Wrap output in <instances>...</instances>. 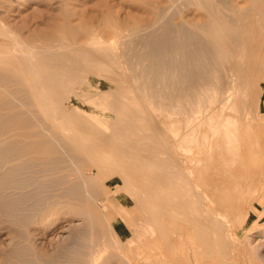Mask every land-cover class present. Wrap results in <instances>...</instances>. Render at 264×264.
<instances>
[{"label":"rangeland","instance_id":"obj_1","mask_svg":"<svg viewBox=\"0 0 264 264\" xmlns=\"http://www.w3.org/2000/svg\"><path fill=\"white\" fill-rule=\"evenodd\" d=\"M143 1H145V0H143ZM143 1L142 0H0V25L4 29H8V31H10L11 33L18 35L21 38V40H23V41L27 40V41H25V43H28V45L31 44L32 46L34 45V47H38V46L39 47H41V46L45 47V46H47L46 45V42H47L48 46L49 45L53 46L54 44H56V47L59 48L58 45L59 46H60V44L62 45V43H58L59 37L64 39L65 42L66 41L72 42V39H73L74 42L77 41V43H78V41L79 42L82 41V43H84L86 40H88V34L86 33V29L93 30V33H95L96 39L99 40L101 37V40L103 42L102 43L103 48H106V46H107V48L112 49V47H113L112 51L110 50V52H116L117 51V54L119 53V55H117V54L115 55L116 57H118L116 59L113 55L111 56L110 54H109V57L107 56V59L105 57H104L105 59L104 58L102 59V57H101V59H100L101 62H99L100 67L98 66L99 69L91 67V65L88 62H86V60H82V61H85V63L83 62L85 64V66L81 60L80 61L82 64H79L80 61H79V63H77L79 73H80V80L78 81V83H76L77 80H75L74 84L71 83L72 85H68V86H65L63 88L65 95H63L61 106L64 109V111L66 112V114L69 118V121L72 119L70 122H72V124H74V125L77 124L78 127L82 126L84 124V122H88V121L93 122L96 125L98 124L100 127H102V130L108 131V127H107L108 123H105L106 120L111 121V119L117 117V115L118 116L120 115L121 119H123L122 117L124 115H127V118H128V117H130V116H128V113L131 114L134 111H136L137 109L138 110L143 109V111H139V112H141V114H139L138 111H136L138 114H136L135 112H134L135 114L134 113L133 114H134V116L135 115L138 116V118L140 115H142V116H140V118L143 117L142 118L143 120L145 118V120L142 121V123L145 122L143 124L145 129L146 128L150 129V130H146L147 132H149V133H147V136L151 135L152 133L154 134V135L152 134V136H155V140L152 136L151 137L149 136V138L147 137L148 140L150 141V143L154 144V147H153V145H151L154 148V150H158L159 148L161 149L160 146H162L164 148L163 150L161 149L163 152L169 151L170 148L172 149L169 151V152L172 151L170 154H169V152H167V154H160V156L167 159L169 161V163L172 161L173 165H175L176 163L178 164V165H175V167H174L171 164L172 162L170 163L172 165V167H174V169L172 168L173 172L175 169L177 170V172L175 171L174 173L170 172V173H173V175H175L174 178L180 176V173L183 174L184 176L189 175V177L187 176L188 179L192 178L193 176L194 177L197 176L196 175L197 173H199L200 175H201V173H203L202 175H204V176L198 175L200 177H197V178L193 177L194 179L192 178V181H194V182H195V180H198V179H201V181H202V178H205V176L206 177L209 176V175H206V174H208V172L206 173L205 169L203 168V165L206 163L205 162L206 161L205 156L202 157V159H201V156L205 155V152L200 151L199 153H196L195 150L193 149L194 152L191 151V154H190V152H188L189 148L191 147L188 144L190 142L187 141L188 143H184L183 141H180V137H178V139H177V136L176 137H174L175 135L172 136L173 132H171L172 131L171 127L173 128L174 131L178 130V132L180 134H181V132H184L185 131L184 129H186V126H187V123L184 122V119H186L184 117L189 115L188 110L183 108L185 105L183 102L184 100L181 101V97H180L181 92H182L181 89L183 88V86L180 84V82L182 80L180 78V76H181L180 71L181 70L179 69L180 70L179 71L176 67V63H178V60L180 59V55L178 56V54H180V53L179 52L175 53V52H177L176 50L175 51L171 50L174 53L171 54V52H170V55H172V56L174 55L175 58L170 56L169 52H168V55H167V52H163L165 54H160L161 60L160 59L159 60L161 62L162 61L166 62L168 57L174 58L173 59L174 61L178 59L177 62L175 63V65H173V68L170 70V72L173 71L174 73L173 72L169 73L167 71L168 69L164 68L165 66H162L163 63L158 64L159 67L157 69H160L161 71H162V68H163V70L165 69L164 72L169 73L168 75L164 72H160V70H158L159 73H157L156 69L151 68V65L154 64V62H155V57L159 58V56L152 55V51H154L153 50L154 48L152 45L157 40L158 36L159 35L162 36L161 34H164V33L167 34L168 33L167 35L170 38L172 37L173 39H175L176 37H179L178 32H179L180 27L184 28L185 26L189 25L190 22L192 23L193 20H196L195 18L198 17L199 13H198V10L196 9V8H198V6H194L192 0H182V1L175 0V1H173L175 4L172 3V1H170V0H168V1L167 0H156V1L152 0L154 2L150 1L151 4H149V2H148L149 0H146L148 3L145 1L144 2L145 4L143 3ZM152 4H153V6H152ZM159 5H160V9H159ZM161 6H162V8H161ZM157 9L159 10V12ZM161 9H162V11H161ZM194 10H197V11L194 12ZM165 11H167V12H165ZM156 15H158V16H156ZM154 18H157V19H154ZM261 18L259 17L255 20L251 19V20H253L252 23L254 24V28L255 29L257 28L256 32L254 30V33L256 35H260V36H258V39H257L258 46L255 48L256 50H254V52H255L254 54H256L257 51H258V53L256 55V58L253 57L252 59H253V61H255V63L258 66H261V69H260V71H258V73L253 72L254 75L252 74L251 75L252 77L250 79L247 80V78H245L247 81L244 79L245 83L243 80V82H241L242 85L240 84L241 86L238 87L239 92L236 91L238 93L236 95L237 98L235 97V99L239 100V102L236 101V104L238 105L241 102V104H239L241 106H239V107L242 108V109L241 108L238 109L237 112H239V110L240 111L243 110V111L239 112L240 113V114L238 113L239 115L236 114L238 116H236V115H235L236 117L234 116V119L236 118L235 120H237V119L239 120V121L237 120V126L239 129L238 130L239 136H237L235 138V139H237L238 144L235 142L234 138H232L234 143L232 144V141H230V143H229V145L231 147H232V145L237 147L238 145H242V144L243 145L247 144L249 146L248 154L245 157V162L247 165V169H246L247 171L245 173H243V175L241 176L243 178V183L242 184H236V186L233 190L235 203L237 204L236 207L232 211H230L226 217L220 219V221H222L223 223L228 222L227 224H229V223L231 224L228 226H230V229H231L233 236L237 237L239 242H240V244L237 246H240L239 248H241L242 249L241 251H243V252H240L238 257H235V254L233 255L232 253H231V255H228L227 252L225 254L226 255V257H225L224 255H221L220 253H218L216 248H215V250L213 248L210 251L205 250V249L203 250V246H201L202 245L201 240H199V238H197L195 235L196 231H197V228L195 226H197V225L194 224L195 223L194 218H196V220H197L199 217H201L200 219H202V220H200V222L206 220L207 217H205L204 214L207 216L208 212L206 209L208 208L207 207L208 205H207V202L204 203L205 201L202 202L201 204H199L200 202H197V205L201 208L198 210V206H196L197 208H195V209H197L199 211L200 216L198 215L197 210L192 209V208L188 209L187 208L188 205L185 206L189 210L188 212H191V215L196 214L199 217H197L196 215H193L191 217L190 213L187 214V209L184 210L181 206H177V207L173 206L175 209H179L180 212H178V210L176 211L175 209H173L172 206L171 207L169 206L167 208L166 207H162V208L159 207V209H161L162 211L165 210L164 216L166 217V218L163 217L165 219L162 220L163 222L161 223L162 224L161 226L164 227L163 231H165V235H166L168 240H162L157 235L158 234V227H157V224H155L153 221H150L151 223L150 222H142V224L140 225V221L138 219L141 216V212H139L137 210V207L135 206V202L133 199L135 197L134 193L133 194L129 193V192L125 191L123 188H120V186L118 185L119 178L117 177V175L114 173L113 170H111V172L105 171L99 175L96 172V168H92L93 172L90 173L89 169H88L89 159L87 161L81 157L79 159L80 160L79 161L77 158L79 155L76 156L75 158H73L69 155L71 153L67 154V158L70 156V160L75 162V163L73 164V162H70L69 159H65V160H68V162L67 161L64 162V159H63V161L59 162V165H60V167L65 166L64 167L65 169L66 168L69 169L71 167L70 169L73 170V172H74V174H76V176H73L71 174V170H70V174L72 176L69 175V170H68V172L66 171L68 174L67 176H69V178L68 177L67 178L70 179V180H68V182L74 181L71 184L75 183V185H77V186H79V184H80L81 186H79V187H80L81 191L79 190V192L82 193L81 194L78 192L77 193L78 195H76V196L72 195L73 197H71V196H68L67 194H61V193H64L63 188L65 187V184H62L64 187L61 184H60L61 187L57 184V183H59V178H58L59 176L58 175L61 174L60 173L61 170L55 168L56 171L58 170L57 171L58 175H57V172L55 170H53V168L51 169V166L48 165L47 167H50V168L46 167V169H45V167H44L45 165L43 163L40 164V161L37 162L36 165H34L36 160L32 159L29 155H27L28 158H26V160H25V159H23V156L24 157H27V156L25 154H23L22 157L21 156L19 157V159L16 158L17 161H14L13 163H15L14 165H16V162H18V160H19V163H17V165L21 164L20 165L21 167H19L17 165L16 166L18 168L22 169V167H23L22 161H25L24 167L26 169L25 168L23 170L17 169V170H15V172L13 171L14 173H17V175H15V174L10 175L9 174L10 176L14 175L15 178L13 176L12 177L9 176L10 177L9 178L8 174H7V171L11 168L8 166L11 162H8L9 164L7 163L4 166L1 164L3 167L2 169L0 167V173H1L0 176L3 179V181H2V179L0 178V184L3 183L0 185V190H1L0 193L2 194V195L0 194V200H1L0 201V203H1L0 204V264H68V263L72 264L71 262H73L74 260L76 261V262H74L76 264L77 260H78L77 258H79V260H78L80 262L79 264H235V263L236 264H246L247 256L250 257V255L254 258L253 259L251 257L255 261V263H258V260L260 259L261 263L264 264V56H262V58H261V53H262L261 51L264 50V44H262V43H264V41H260V40L264 39V36H262V35H264V32H260V28H258L260 26L257 27V25L262 24L261 20H264ZM152 20H154V21L152 22ZM259 21H261V23H259ZM108 22H109V24H108ZM112 22H113V24H114V22H115V24H117L116 25L117 28L119 27L118 25H120L121 28H118L117 31L119 32L120 35L123 34L122 37L113 36V35H116L114 33H113V35H112V33L110 34V32H109L110 30H108V27L110 26V24L113 25ZM118 22L120 24H118ZM106 23L108 24V26ZM180 24L183 25V27L180 26ZM135 25H136V27H134ZM154 25H156V26H154ZM170 26H172V27L170 28ZM262 27H264V25L261 26V29H264ZM137 29H139L140 31ZM120 31H122V32L124 31L125 34H124V32L120 33ZM144 31H146V32H144ZM175 31H176V34H175ZM153 32H156V33L154 34ZM257 32H259V33L257 34ZM1 36L2 35H0V39H1L0 45L5 44L9 48H11L10 45L7 44V41H8L7 38L3 39L5 36H3L2 38H1ZM64 36L66 39L64 38ZM145 38H146V40H145ZM256 38H257V36H256ZM2 40H7V41L4 42ZM28 40H30V41H28ZM56 40H57V42H56ZM101 40H99V41H101ZM108 40H109V42H108ZM64 41L62 40V42H64ZM69 42L67 44H65V43L64 44L70 45L71 43H69ZM134 42H135V44H134ZM104 43L106 46H104ZM3 45L1 47H3ZM110 45H111V47H109ZM125 45H127V47ZM191 46L193 47L192 44H191ZM53 47L56 48L55 45ZM129 47H132V48H129ZM260 47H261V49H260ZM4 48H5V46H4ZM4 48H0V49H2V51H5ZM9 48H7L6 51ZM115 48H116V50H115ZM59 49H61V48H59ZM9 50L11 51L12 48ZM120 50L121 51L123 50L124 52L123 51L120 52ZM131 50L134 54L131 52ZM141 51L142 52L144 51V52L142 53ZM138 53H140V54H138ZM149 54H151V55H149ZM153 54H154V52H153ZM140 55H142V56H140ZM161 55H163L164 57H166V55H167L168 57H166V59H165ZM176 55L178 58L176 57ZM262 55H264V53H262ZM110 56L112 57V59H110ZM121 56H122V58H121ZM158 58H156V60H158ZM163 58L165 60H163ZM108 61H110V62H108ZM112 61H113V64H112ZM122 61H124L126 63V65ZM259 61H260V64H259ZM105 62H108V63L105 64ZM122 63H123V65H122ZM86 64H88V65H86ZM103 64H105L106 66ZM79 65H83L82 67H84V68H82ZM102 65L106 68H104ZM115 65L118 66V68ZM119 65L121 67H119ZM111 66L113 68L115 66L116 68L113 69ZM177 66H178V64H177ZM101 68H103V69H101ZM147 68H150L153 71L154 70L155 71L153 72ZM83 69H85L86 73H85V71H83ZM94 69H95V71H94ZM108 69H111L112 71L108 70ZM116 69H118L117 70L118 73H114L116 71ZM175 69L178 70L179 72L176 71ZM122 71H124V72H122ZM145 72L147 74H145ZM83 73H84V76H83ZM109 73H111V75H109ZM112 73H114L115 76ZM160 73H162V74H160ZM86 74H87V76H86ZM154 74L160 80L159 79L157 80V78H155ZM165 74H166V76H165ZM171 74H173L174 77L170 76ZM176 74H180L179 78L177 77L178 75H176ZM81 76L83 77V79ZM85 76L87 79L85 78ZM107 76H109V77H107ZM118 76H120V78ZM124 76H125V78L123 79ZM169 76L171 77L170 79H172L173 83H171V80L168 79ZM152 77H154V78H152ZM109 78L110 79L112 78V80H110ZM151 79H154L155 81H157V82L160 81V82L159 83L155 82L156 84H153ZM161 80H162V82H161ZM118 81H120V82H118ZM149 81L151 82V84H153V86L156 85V86H154L156 88V89L154 88L156 91L151 87L152 85L151 86L149 85L150 87H148V84H146V83H149ZM143 82H145V83H143ZM247 82H249V83H247ZM166 83H168V85ZM246 83L248 85H245L246 87H244L243 84H246ZM252 83H253V85L251 86ZM139 84L140 85L142 84V85L140 86ZM163 84H165L166 86H164ZM171 85H173V86L171 87ZM160 86L162 89L160 88ZM180 86H182V88ZM168 87H170V88L168 89ZM173 87H176V88H173ZM147 89H149L150 91ZM151 89H153V91ZM166 89L167 90L173 89L172 94L171 93L168 94L169 91H167ZM116 90L119 91V93L120 92L121 93L119 94ZM127 90H128V92H127ZM174 90H175V92H174ZM180 90H181V92H180ZM114 91H116L117 93ZM160 91H162V93ZM70 92H72V93L70 94ZM153 92H155V93H153ZM163 93H165V94H163ZM122 94H124V95H122ZM149 94L151 96H149ZM159 94H161V96ZM211 94H212V92H210V95ZM167 95H169V96H167ZM117 96L118 97L124 96L125 98H126V96L127 97L129 96V98H133L134 100L128 98V100L130 101L129 102V101H127V98H126L125 100L127 102L124 101L125 102L124 107H127V108H124L125 109L124 110L120 106H117V105L112 106V104H114L116 100H122V97L118 98ZM170 96L172 97L171 101H170ZM113 99H116V100H113ZM243 99H245V101ZM134 101H135V103H134ZM136 101H138V102H136ZM242 101H244L245 103H248V104L246 105ZM131 102H132V104H131ZM158 104H159V106H157ZM236 104H235V106L237 108L238 106ZM242 104H243L244 108H243ZM107 105L111 106L112 109H111V107H109ZM139 105H141L142 107ZM248 105H249V107H248ZM138 107L139 108L141 107L142 109L141 108L139 109ZM171 107H172V109H171ZM129 109L132 111L134 109L135 110L130 113ZM111 110H113V111H111ZM160 110H162V111H160ZM183 110H185V111H183ZM186 111H187L188 115H186L187 114V113H185ZM181 112H184V114L186 116L181 115L182 114ZM125 113H127V114H125ZM174 113H176V114H174ZM178 113L182 117H180V115ZM149 114H150V116H149ZM159 114L161 115L160 118H159ZM81 116H82V118H81ZM134 116H133V118H137ZM151 116H152V118H151ZM130 118L132 119V120L131 119L130 120L133 121L132 116ZM140 118L138 120L134 119L135 122L137 121L136 123L133 121V123H135L136 125H134L132 123V126H133L132 127V133H134V135L133 134L132 135L137 137L141 133V135L139 137H141L142 139L141 140L139 139V140L141 142H143V141L146 142L147 138L143 136L144 135L143 131H139V134L137 133V131L140 130V128H142ZM157 118H159V119H157ZM164 118H165V120H164ZM168 118H170V122H167V121H169ZM103 119H105V120H103ZM124 119H126V116ZM182 120H183L184 124H183V122H181ZM138 121L140 122V126H137V124L139 123ZM146 122L148 123V125ZM151 122H152L153 126L156 128L151 126L152 125V124H150ZM67 123H69V122H66V124ZM174 124L177 126H175ZM63 125H64V123H63ZM68 125L70 126L71 124L64 125V127L68 126ZM60 127L62 129V126H60ZM151 127H152V129H151ZM133 129H135V131ZM145 129H142V130H145ZM62 130H64V129H62ZM158 130H160V131H158ZM64 131L66 132V130H64ZM152 131H155V132H152ZM135 132L137 133V135H135ZM132 135L130 136V138H136V137H133ZM139 137H137V138H139ZM168 137H169V139H168ZM143 138H146V139H143ZM174 139H175V141H174ZM148 140H147V142L149 144ZM166 140H168L169 144H167L168 142ZM154 141H155V143H154ZM178 141L181 143L180 144L181 146H183V144H185L182 149L179 147L180 145L178 144ZM258 141L260 142L259 144H258ZM139 142L137 143L138 145L136 144L139 148H141L140 146H142V145L144 146V144L147 143V142L146 143L143 142L142 144H140L141 142L140 143ZM156 143H158L159 148H158ZM175 143H176V145H175ZM148 144H147V146H148ZM155 144L157 147L155 146ZM161 144H163L165 146L169 145V150H166L165 149L166 147L161 145ZM171 144H173V146L174 145L175 146L170 147ZM186 144H188L190 147L188 145L186 146ZM151 146L148 148L145 145L144 147L148 148L149 150L146 148L145 149L148 150V152L152 153V151H154V150L151 149L152 148ZM187 147H189L188 150H186ZM191 148H193V146ZM65 152L67 153L68 151H65ZM173 152L175 153L174 156H173V154H174ZM187 152L190 155L188 158H187V156H188ZM171 154H172V157L175 158V156H176L177 158L172 160L173 158L168 156V155L171 156ZM74 156H75V153H74ZM29 157H30V159H32L31 161L29 160ZM89 157L91 159H95L97 162L99 161L100 163L105 164V159L103 157H98V155L95 153L90 154ZM20 158H22V159H20ZM195 158L198 160V162ZM231 158H232V155L228 156L229 160ZM233 158H235V160H234L235 163L238 162L237 160L240 159L238 155H235V157L233 155ZM233 158L231 159L232 160V163H231L232 168L235 165L239 164V162H238V164L237 163L235 164L233 162ZM236 158H239V159L236 160ZM27 159L31 163H29ZM76 159L79 161L78 164H76L77 163ZM182 159L184 161H182ZM20 160L22 163L20 162ZM33 160H35L34 163H32ZM74 160H76V161H74ZM161 160H163V159L161 157H159L158 162L156 160V162L158 163L157 164L154 160H153L154 161L153 162L151 159V161H150L152 163L151 166H149L150 163H146V162L145 163L151 169H155L156 166L160 165ZM186 160H188V161H186ZM201 160H203V162ZM200 161L202 162V164H200L201 163ZM62 162L69 163L71 166L69 167L68 166L69 164L66 165ZM186 162H189V163L187 164ZM13 163L10 166H12ZM28 163H29V165H28ZM60 163H62V165ZM153 163H154V167H153ZM183 163H186L185 167H184ZM30 164H33V165H30ZM170 164H168L169 167L165 165L166 167H164L165 168L164 172H168L166 169H168V170L170 169ZM27 165L30 168H27ZM179 165H180V167H177ZM190 165H192V166H190ZM7 166L9 169L6 168ZM31 166L32 167L36 166V167L31 168ZM41 166H43V167H41ZM4 167L6 168L7 171L5 170ZM17 167H15V168L12 167V168L16 169ZM187 167H188V169H187ZM191 167L194 169L190 171V169H192ZM199 167L203 168V172H202V170L199 169ZM36 168L40 172L41 171L42 172L40 173ZM178 168L181 169V172H178L180 170ZM30 169H32V170L30 171ZM49 169L53 170L50 172V176L48 174H45L47 172L49 173V171H50ZM185 169H187V171ZM35 170H36V172H35ZM16 171H18L19 173ZM54 171L56 172L55 173L56 175L51 174ZM38 172H39V174H38ZM27 173H28V175H27ZM6 174H7V177L6 176H5V178L2 177ZM40 174H43L44 176L47 175V177H44V176L42 177V175L40 176ZM52 175H54V179H51V178H53ZM56 176H58V177H56ZM55 177L58 178V180L55 179ZM75 177L78 178V179L77 178L76 179L79 182V184H78V182L77 183L75 182V180H76ZM6 178H9V179L12 178V179L10 181L9 179H6ZM174 178L172 181V187H170L168 189L169 192L167 191V189H165L167 191L165 193H167V194H165L163 192V194L160 195V193H161L160 191H165L164 189L163 190L162 189L161 190H154L155 192L154 191H153L154 193L152 192L151 198L149 197L150 200H152V199L156 200L155 197L157 198V196L159 197L162 195H164V196L169 195V196H171V198L173 197L172 199L174 200L173 201L174 203L176 201L179 202V200L181 199L180 195L182 193V192L180 193V191H182L183 188L184 189L190 188L191 190L193 189L191 184H190V186L186 185L180 190V188H178V187H180L179 186L180 184L177 186L178 183L175 184L176 179H174ZM178 178H177V182L179 180ZM116 179H118V180H116ZM4 180H6V181H4ZM17 180H20L22 184L20 183V181L17 183ZM54 180H55V182H54ZM190 181H191V179H190ZM201 181L196 182V183H198L200 188L203 187V184ZM70 182H69V184H70ZM12 183H14V184H12ZM119 183H121V180L119 181ZM148 183H149V186L153 185V182L151 183V181H148ZM4 184H6V185L9 184L7 186L8 188ZM10 184H11V187H10ZM42 185H45V186H42ZM49 185H50V187H49ZM66 185H68V184H66ZM173 185L176 186V187H174V188H176V190H177V188H178V190H180L179 191L180 195H179V193H176V190H174ZM23 186H25V187H23ZM2 188L6 189L5 190L6 194ZM12 188L13 189L16 188V189L13 190ZM10 189H12L13 191H11ZM143 189H145V188H143ZM170 189L172 190L173 193H170V191H171ZM2 190H3V193L5 194V196L8 195V197L11 196V198L10 197L9 198L4 197ZM202 190H203V188H202ZM143 191L141 190L140 193H142ZM7 192H9V193H7ZM10 192H11V194H10ZM191 192L193 193V194H191V196H195V195L198 196L200 194V192L197 189H193V191H191ZM98 193H100L101 195H99ZM189 193H188V197H190ZM172 194H174L176 197L179 196L180 199H178V198L174 199L175 196H173ZM177 194H178V196H177ZM141 195H143V193ZM1 197H3L4 200L1 199ZM51 197H52V199H51ZM18 199H20V200L18 201ZM153 200H152V202H153ZM237 200H238V203H237ZM8 201L9 202L11 201V202L9 203ZM51 201L52 202L54 201L53 202L54 204L53 203L51 204ZM48 202H49V204H48ZM4 203L6 206H8L7 208H6V206L4 207ZM46 205H48V206H46ZM120 205H122V206H120ZM178 207H181L183 209V211H185V212H183L181 210V208H178ZM188 207H190V206H188ZM47 208H49V209H47ZM168 208H170V209L172 208L171 209L172 213H173V210H174V212L176 211L175 215L171 213L172 216L171 215L169 216L171 210H167ZM123 210H124V212L127 211L128 214H125L123 212ZM192 210H195V212H197V213H193L194 211H192ZM200 210H202V211H200ZM168 212H169V214H168ZM177 213H179L178 217H177ZM183 213L185 214V216L188 215L189 218H191V220L193 219L192 222H191V220H189V221L186 220L187 216L184 217L185 218L184 219L182 217L184 215ZM189 218L187 217V219H189ZM130 220H132V221H130ZM134 220H136V221L133 222ZM137 220L139 222H137ZM124 221H126V222H124ZM187 222L189 224H187ZM122 223H123V226L118 228ZM125 223H127L128 225L127 224L125 225ZM190 223L193 226H191ZM67 225H69L68 226L69 228L66 227ZM187 225L190 227H188ZM108 226H110L111 228L109 227L110 229H108ZM129 226H131V227L129 228ZM192 227L193 228L195 227V228L193 229ZM66 229H68V230L65 231ZM107 229H108V231L109 230L110 231L108 232ZM179 229H181V230H179ZM193 231L195 232V234H193L194 233ZM168 236H169V238H168ZM197 239L199 240V242ZM170 241L172 242L171 245H170V243H171ZM163 242H165V243L163 244ZM166 242H168V243H166ZM246 243H247V245H246ZM244 246H248L249 251L250 250L251 251L245 252ZM164 247H166V248H164ZM22 249H24V251H22ZM26 250H28V251H26ZM212 250H214L215 252L217 251V253H215ZM19 251L21 254L20 258H19V256H20ZM15 252H17L18 255H16L17 253H15ZM245 253L247 255H245ZM221 256H224V257H221ZM257 256L260 258H258ZM186 257H187V259H186ZM256 258H258V259H256ZM152 259H154L153 262H150V261H152ZM172 260H173V262H172ZM155 261H157V262H155Z\"/></svg>","mask_w":264,"mask_h":264},{"label":"bare ground","instance_id":"obj_2","mask_svg":"<svg viewBox=\"0 0 264 264\" xmlns=\"http://www.w3.org/2000/svg\"><path fill=\"white\" fill-rule=\"evenodd\" d=\"M145 1H143V3ZM150 1H152V0L148 1L149 4H151ZM154 1H156V0H154ZM154 1H152V2H154ZM170 1H172V3H174L173 1H175V0H170ZM180 1H182V0H180ZM192 2L194 4V6H198V8H196L198 10V13H199L198 17L195 18L196 20H193L192 23L190 22V24L185 26L184 28L180 27L179 32H178L179 37H176L175 39H173L172 37L170 38L167 35L168 33L167 34L164 33V34H161L162 36L159 35L157 40L156 41L154 40L155 41L154 43L152 42L153 43L152 46L154 48L153 49L154 51H152V55L159 56V58L155 57V62H154V64H152L153 66L151 65V68L156 69L157 73H159L158 70H160V69H157L159 67L158 64L163 63L164 65L162 64V66H165L164 68L168 69L167 71L169 73L173 72V71L170 72V70L173 68V65H175V63L177 62L178 59L174 61L173 59L175 57H174V55L173 56L170 55V52L172 54V53H174L172 51L176 50L177 52H175V53H178V52L180 53V54H178V56L180 55V59L178 60V63H176L177 69L181 70V71L179 70L181 72L180 78L182 79L181 80L182 83L180 82V84L183 86V88H182V86H180L182 88V89L180 88L182 90V92L180 90V92H181L180 97H181V101L184 100L183 102L185 105L183 108L188 110L189 115H188L187 111L185 113H187L186 115H188V116H186L184 114V112H181L182 113L181 115L186 116V117H184V118H186V119H184V122L187 123V126H186V129H184L185 130L184 132H181V134H180L178 132V130L174 131L172 127H171V130H172L171 132H173L172 136H174V135H175L174 137L177 136V139H178V137H180V141H183L184 143L190 142L188 144L191 147L193 146V148H191L188 144H186V146L188 145L190 147V148L187 147V149H186V150H188V148H189L188 152H190V154H191V151L194 152L193 149L195 150L196 153H199L200 151L205 152V155H203L204 153L202 154L203 156H201V159H202V157L205 156V160H206L205 162L206 163L204 162L205 164L203 165V168L205 169L206 173L208 172V174H206V175H209V176H207V177L205 176V178H202V181H201V179H198V180H195V182L192 181V178L194 177L193 175H192L193 177L190 178L191 181H190V179L187 178V176L189 177V175L184 176L181 173H180V176H178L179 178L178 177L174 178L175 175H173V173L175 171L177 172V170L175 169L173 172V169H174L175 165H178V164L176 163L175 165H173V162L171 161L172 163L171 162L170 163L174 166V167H172V165L169 163V161L167 159L160 156V154H167V152H169L172 149L170 148V150H169V145L165 146V145L161 144V145L166 147L165 148L166 150H169V151L163 152L162 150L164 148L162 146H160L162 149L161 150L158 146V143H156L159 149L154 150V148H153L154 144H151L150 141L148 140L149 136L151 137L153 133L152 134L150 133L151 135L147 136V133H149V132H147L146 130H150V129L149 128L145 129V127L143 125L145 122L142 123V121H144L145 118H144V120L142 119L143 117L140 118V116H142V115L139 116V118L141 119V124H142L141 127L142 128H140V130H138L137 133L139 134V131H143V133H144L143 136L146 138L148 137L147 140L149 141V144H148L147 140H146L147 143L143 141L144 143H146V144H144V146L146 145V147L149 148L151 145H153V147L151 146L152 147L151 149H153L154 151H152V153H150V152H148L149 149L144 147L143 145H142L143 147L140 146L141 148H139L137 146L138 145L137 143L142 139L141 137H139L141 135V133L137 136L139 138H137L136 136H133L134 133H132V127H133L132 123H133L134 119H136V120L139 119L138 116H136V115L134 116V114L135 113L141 114V112H139V111H143V109L141 108L142 107L141 105H139V106H141L140 108L142 110H138V109L136 110V111H138V113L136 111H134L135 109L133 110L135 113L129 109L130 110L129 112L130 113L133 112L134 114L128 113V116H130V117L132 116V118H133V116L137 117V118H133V121H131L132 119L130 117L127 118V115H124L122 117L123 119H121L120 115L119 116L117 115V117L111 119V121L106 120L105 123H108L107 124L108 131L102 130V127H100L98 124L96 125L93 122H89V121H88L89 123L84 122V124L82 126L78 127L77 124L74 125V124H72V122H70L72 119L69 121V118H68L66 112L64 111V109L61 106L63 95H65L63 88L65 86L72 85L71 83L74 84L75 80H77L76 83H78V81L80 80V73H79L77 63H79L80 60L81 61L86 60V62H88L91 65V67L99 69V67H100L99 62H101L100 61L101 57H102V59L104 57L107 59V56L109 57V54H110L111 56L113 55L115 57V59L118 58L115 56L117 54V51L116 52H110V50L112 51L113 47H112V49L107 48L105 43H104V46H106L107 49L103 48V46H102L103 42L101 40V37L99 39L101 41L96 39L95 33H93V30H90V29H86V33L88 34V40H86L84 43H82V41L81 42L78 41V43H77V41L74 42L73 39L70 37L72 39V42L71 41L70 42L68 41V42L71 44L65 45L68 42L66 41L67 42L66 43L64 41V39L59 37L58 43H62V45L61 44H60V46L58 45V47L61 48V49H59L56 47V44H54L56 48L53 47L54 45L48 46L47 42H46L47 46H45V47H43V46L39 47L38 45H37L38 47H34V45L32 46L31 44L28 45V43H25V41H27V40H25V41L21 40V38L18 35L11 33L10 31H8V29H4L0 25V35H2L1 38L3 36H5L3 39L7 38V40L9 42L7 40H2V41H4V42L7 41V44L10 45V47L12 48V50L10 51L9 49H11V48H9L7 45H5V44L3 45L2 43L1 44L3 45V47H1L2 45H0V48H4V46H5V48H4L5 51H2V49H0V165L2 164L4 166L8 162H11L10 164L8 163L9 164L8 166L11 168L9 169L8 166L6 167L9 169L8 171L4 167L5 170L7 171L8 177L11 174L17 175V173H14L15 170H17V169L23 170L25 168L24 167L25 161H22L23 162L22 169L17 167V166L21 167L20 166L21 164L17 165V163H19V160H18V162H16L17 166L14 165L15 163H13V162L17 161V159H19L20 156L22 157L23 154H25L26 156L29 155L32 159L36 160L35 163H34L35 160H33V162H32V163H34V165H36V163L40 161V164L43 163L45 165V166L43 165L45 167V169L49 165V166H51V169L53 168V170H55V171H56L55 168L61 170L60 175H58V172H57L58 170L56 171L57 175L59 176V177L56 176L59 178V183H57V182L56 183L60 187L62 184H65V187L62 185L64 187L63 188L64 193H61V194H67L68 196H71V197H73L74 195L75 196L78 195L77 193L80 190L79 186H81V185L77 181V179H78L77 177H75V179L77 178L75 180V182L76 183L78 182L79 186L75 185V183L71 184L74 181H71V182L69 181L71 185L69 184L68 180H70V179H68L69 176H67L68 170H69V175L72 174L73 176H76V174H74L73 170L70 169L71 165L69 163H64L65 161L68 162V160H65V159L70 160V156L75 158L78 155H79L77 157L78 160L81 157L87 161L89 159L88 169H89L90 173L93 172L92 168H96V172L99 175L105 171L111 172V170H113L114 173L119 178V180L118 179H116V180H118V185L120 186V188H123L125 191H127L129 193H132V194L134 193L135 197L133 199L135 202V206L137 207V210L139 212H141V216H142V217L140 216L139 219L137 218L140 221V225L142 224V222L153 221L155 224H157V227H158V234L157 235L162 240H168V239L165 235V231H163L164 227L161 226L162 225L161 223L163 222L162 220L166 218L164 216L165 210L162 211L161 209H159V207L160 208H162V207L167 208L169 206L170 207L171 206L172 207L173 206L174 207L181 206L184 210L187 208L188 209L189 208L195 209V208H197L196 206H198L197 202H200L199 204H201L202 202L205 201L204 203L207 202V205H208L207 206L208 208L206 209L208 213H207V216L205 214H204V216L207 218L205 221L200 222V220H202V219H200L201 217H199L200 214H199L198 210L201 207L198 206V210L197 209H195V210L198 211L199 216H197L196 214H193V215H196L197 217H199L197 220H196V218L193 217L194 221H195L194 224L197 225L198 227L194 225L197 228V231L195 234V232H194L195 230H194L193 234H195L196 237L199 238V240H201V243H202L201 246H203V250L205 249V250L210 251L211 249L214 248V250H215V248H216L218 253H220L221 255H224L225 257H226V255H225L226 252L228 255H231V253H232L233 255L235 254V257H238L240 252H243V251H241L242 249L239 248L240 246H237L240 244V242H239L237 237L233 236L231 229H230V226H228L231 224L230 223L227 224L228 222L223 223L222 221H220V219L226 217L229 214V212L232 211L236 207L237 204L235 203L233 190H234L236 184H242L243 183V178L241 176L243 175V173H245L247 171L246 170L247 165L245 162V157L248 154L249 146L247 144L246 145L242 144V145H238L237 147L232 145V147H231L229 145V143H230V141H232V144L234 143L232 138H234L235 142L237 143V139H235V138L237 136H239V131H238L239 129L237 126V120L238 119L237 120H235L236 118L234 119V116L236 114L243 111V110H241V111L239 110V112H237L238 109L241 108V107H239V106H241V105H239V104H241V102L237 105L236 101L239 102V100L235 99L237 93L239 92L238 87L242 85L241 82H243V80L245 78H247V80L250 79L252 77L251 75L253 74V72L258 73V71H260V69H261V66H258L255 63V61H253V59H252L253 57L256 58V55L258 53V51H257V53L254 54L255 53L254 50H256L255 48L258 46L257 39H258V36H260V35H256L254 33V30L256 32L257 28L256 29L254 28V24L252 23L253 20H251V19L255 20L259 17L260 18L262 17L261 19H264V0H192ZM153 4H152V6H153ZM161 8H162V6H161ZM159 9H160V5H159ZM197 10H194V12ZM161 11H162V9H161ZM158 12H159V10H158ZM165 12H167V11H165ZM156 16H158V15H156ZM154 19H157V18H154ZM153 21L154 20H152V22ZM261 21H262V24L257 25V27L260 26V27H258V28H260V32H264V29H261V26L264 25V20H261ZM261 21H259V23H261ZM108 24H109V22H108ZM108 24H107V26H108ZM112 24H113V22H112ZM118 24H120V23L118 22ZM113 25L110 24V26H109L110 28L108 27V30H110L109 31L110 34L112 33V35H113V33H114L116 35H113V36L122 37L123 34L120 35L119 32L117 31L118 28H121L120 25H118L119 26L118 28H117V26H116L117 24H115V22ZM154 26H156V25H154ZM180 26L183 27V25H181V24H180ZM134 27H136V25ZM171 27L172 26H170V28ZM262 28H264V27H262ZM137 30H139V29H137ZM121 32L122 31H120V33ZM144 32H146V31H144ZM153 33L155 34L156 32H153ZM258 33L259 32H257V34ZM124 34H125V32H124ZM175 34H176V31H175ZM256 36H257V38H256ZM262 36H264V35H262ZM64 38H65V36H64ZM62 40L64 42H62ZM145 40H146V38H145ZM0 41H1V39H0ZM28 41H30V40H28ZM260 41H264V39H262ZM56 42H57V40H56ZM108 42H109V40H108ZM134 44H135V42H134ZM191 44L193 45V47L191 46ZM262 44H264V43H262ZM125 46L127 47V45H125ZM6 47L9 48L7 51H6V49H7ZM109 47H111V45ZM129 48H132V47H129ZM260 49H261V47H260ZM115 50H116V48H115ZM122 51L120 50V52H122ZM131 52H132V50H131ZM153 52H154V54H153ZM163 52H167V55L169 52V55L174 57V58H170L166 55V57H168L166 62L165 61H164L165 63L163 61L161 62L160 61L161 60L160 54H165ZM261 52L264 53V50H262ZM262 53H261V58H262V56H264V55H262ZM138 54H140V53H138ZM117 55H119V53ZM149 55H151V54H149ZM111 56H110V59H112ZM140 56H142V55H140ZM161 56H163V55H161ZM166 57H164V58L166 59ZM176 57H177V55H176ZM121 58H122V56H121ZM156 58H158V60H156ZM164 58H163V60H165ZM81 61L79 64H82L83 62L85 63V61H82V63H81ZM108 62H110V61H108ZM108 62H105V64ZM122 62H124V61H122ZM105 64H103V65H105ZM112 64H113V61H112ZM124 64L126 65L125 62H124ZM177 64H178V66H177ZM259 64H260V61H259ZM86 65H88V64H86ZM122 65H123V63H122ZM79 66L82 67L83 65H79ZM84 66H85V64H84ZM115 66H114V68L113 67L112 68L113 69H115L116 67L118 68V66H116V67ZM119 67H121V66L119 65ZM82 68H84V67H82ZM104 68H106V67H104ZM101 69H103V68H101ZM111 69H108V70H111ZM147 69H150V68H147ZM152 69H150V70L153 71ZM117 70L118 69H116V71L115 72L113 71V72L118 73ZM164 70L162 68V71L160 70V72H164ZM178 70H176V71H178ZM83 71H85V69H83ZM94 71H95V69H94ZM122 72H124V71H122ZM85 73H86V71H85ZM114 73H112V74H114ZM164 73H166L167 75L169 74L167 72H164ZM145 74H147V73L145 72ZM160 74H162V73H160ZM166 74H165V76H166ZM109 75H111V73H109ZM176 75H178L177 77L179 78L180 74H176ZM83 76H84V73H83ZM86 76H87V74H86ZM86 76H85V78H86ZM114 76H115V74H114ZM154 76H155V74H154ZM170 76L174 77L173 74H171ZM170 76L168 77V79L171 78ZM107 77H109V76H107ZM118 77L120 78V76H118ZM112 78L111 79L109 78V79L112 80ZM124 78H125V76L123 77V79ZM152 78H154V77H152ZM155 78H157V76H155ZM82 79H83V77H82ZM158 79L159 78H157V80ZM151 80H152L153 84L160 82V81L157 82L154 79H151ZM170 80H171V83H173L172 79H170ZM245 80H244V83H245ZM120 81H118V82H120ZM161 82H162V80H161ZM249 82H247V83H249ZM143 83H145V82H143ZM149 83H146V84H148V87H150L152 85L151 87L154 89L155 88L154 86H156V85L153 86V84H151L150 81H149ZM247 83L243 84V86L246 87L245 85H248ZM166 84L168 85V83H166ZM163 85L166 86L165 84H163ZM252 85H253V83L251 84V86ZM172 86L173 85H171V87ZM160 88H161V86H160ZM169 88L170 87H168V89ZM173 88H176V87H173ZM149 89H147V90H149ZM153 89H151V90L153 91ZM172 90L173 89L167 90V91H169L168 94L169 93L172 94V92H173ZM116 91H114V92H116ZM236 91H238V92H236ZM117 92L119 93V91H117ZM127 92H128V90H127ZM160 92L162 93V91H160ZM174 92H175V90H174ZM210 92H212L211 95H210ZM71 93L72 92H70V94ZM153 93H155V92H153ZM124 94H122V95H124ZM163 94H165V93H163ZM159 95L161 96V94H159ZM149 96H151V95L149 94ZM167 96H169V95H167ZM120 97H122V100L113 99L116 101L114 104H112V106L117 105V106L122 107V109L127 108L124 106H125V102L129 101L128 100L129 96L128 97L126 96L127 101L125 100L126 98L124 96H119L118 98H120ZM171 98L172 97L170 96V101H171ZM129 99H133V98H129ZM243 100L245 101V99H243ZM244 101H242V102H244ZM136 102H138V101H136ZM134 103H135V101H134ZM131 104H132V102H131ZM235 104L238 106L237 108H236ZM245 104L247 105L248 103H245ZM107 106H109V105H107ZM157 106H159V104ZM242 106H243V104H242ZM109 107H111V106H109ZM248 107H249V105H248ZM243 108H244V106H243ZM111 109H112V107H111ZM171 109H172V107H171ZM162 110H160V111H162ZM111 111H113V110H111ZM183 111H185V110H183ZM125 114H127V113H125ZM174 114H176V113H174ZM181 115H180V117H182ZM238 115H236V116H238ZM125 116H126V119H124ZM149 116H150V114H149ZM160 116L161 115L159 114V118H160ZM81 118H82V116H81ZM151 118H152V116H151ZM159 118H157V119H159ZM168 119H169V121H167V122H170V118H168ZM103 120H105V119H103ZM164 120H165V118H164ZM66 122H69L67 124H71V125L64 127V125H67ZM181 122H183V120ZM184 122H183V124H184ZM63 123H64V125H63ZM135 123H133V124L136 125ZM150 124H152V122ZM147 125H148V123H147ZM60 126H62V129L66 130V132L64 130H62ZM137 126H140V122L137 124ZM151 126H153V124ZM175 126H177V125H175ZM154 128H156V127H154ZM135 129H133V130L135 131ZM142 129H145V130H142ZM151 129H152V127H151ZM158 131H160V130H158ZM152 132H155V131H152ZM137 133L135 132V135H137ZM131 135L133 137H136V138H130ZM152 137L155 140V136H152ZM146 138H143V139H146ZM168 139H169V137H168ZM175 139H174V141H175ZM166 141L168 142V140H166ZM143 142H141L140 144H142ZM154 143H155V141H154ZM259 143L260 142L258 141V144ZM147 144H148V146H147ZM156 144H155V146H156ZM167 144H169V142ZM178 144L180 145L181 143L178 141ZM175 145H176V143H175ZM184 145L185 144H183V146ZM172 146H173V144L170 145V147H172ZM183 146L180 145L179 147L182 149ZM145 148L148 150H146ZM65 151H68V152L66 153ZM171 152H169V154ZM69 153H71L73 156ZM74 153H75V156H74ZM92 153L97 154L98 157H103L105 159V164H102L99 161L97 162L95 159H91L89 156ZM67 154L70 155V156L68 155L69 156L68 158H67ZM174 155H175V153L173 154V156ZM231 155H232V158H233V155H234V157H235V155H238L240 158V159L236 158V160L239 159V160H237L239 162V164H238V162H236L238 165H235L233 168L231 166V163H232L231 159L232 158L230 160L228 159V156H231ZM168 156L172 157V154H171V156L170 155H168ZM189 156L190 155L188 153L187 158ZM30 157H29V160L31 161L32 159H30ZM159 157H161L163 159V160H161V163L159 162L160 165L156 166L155 169H151L150 167H148V165L146 163H150L149 166H151V164H152L150 162L151 159H152V161L154 160L156 162V160H157V162H158ZM26 158H28V156L27 157L23 156V159L26 160ZM172 158H173L172 160H174L177 157L175 156V158L174 157H172ZM20 159H22V158H20ZM63 159H64V162H62V163L66 164V165L69 164L68 166L70 168L69 169L66 168L67 170L64 168L65 166L60 167V165H59V162L63 161ZM29 160H28V162H29ZM76 160H74V161H76ZM78 160L76 161L77 162L76 164L79 163L80 160L79 161ZM188 160H186V161H188ZM234 160H235V158H233V162L235 163ZM182 161H184V160L182 159ZM201 161L203 162V160H201ZM20 162H21V160H20ZM70 162H73V161L70 160ZM197 162H198V160H197ZM202 162L200 164H202ZM12 163H13V165L10 166ZM29 163H31V162H29ZM29 163H28V165H29ZM62 163H60V164L62 165ZM74 163L75 162H73V164ZM186 163L188 164L189 162H186ZM186 163H183L184 167H185ZM168 164H170L171 170L166 169L168 172H164L165 171L164 167H166V166L169 167ZM2 165L0 166L1 169L3 168ZM28 165H27V168H30ZM30 165H33V164H30ZM14 166L17 168L13 169V168H15ZM43 166H41V167H43ZM190 166H192V165H190ZM35 167L31 166V168H35ZM153 167H154V163H153ZM177 167H180V165ZM201 167H199V169L202 170V172H203V168H201ZM47 168H50V167H47ZM51 169H49L50 171L48 170L49 173L48 172L47 173L44 172V173L48 174L50 176V172L53 171ZM178 169H180V168H178ZM187 169H188V167H187ZM187 169H185V170L187 171ZM193 169L194 168L190 169V171ZM31 170L32 169H30V171ZM70 170H71V174H70ZM55 171L51 174L56 175ZM16 172H18V171H16ZM35 172H36V170H35ZM39 172H38V174H39ZM170 172H173V173H170ZM178 172H181V169ZM7 174L2 176V177H4V178H5V176L7 177ZM43 174H40V176L42 175V177H43L44 176ZM202 174L203 173H201V175L199 173H197L196 174L197 176H195V177L197 178L200 176H204ZM27 175H28V173H27ZM54 175H52L53 178H51V179H54ZM198 175H200V176H198ZM12 176L15 178L14 175H12ZM12 176H10V177H12ZM44 177H47V175ZM56 177H55V179L58 180V178H56ZM0 178H1V176H0ZM9 178H6V179H9ZM173 178L176 179L175 184L178 183L177 186L180 184L179 185L180 187H178V188H180V190L184 186H186V185L190 186V184H191L192 188L197 189L200 192V194L198 196H196V195L191 196V194H193L191 192V191H193V189L191 190L190 188L189 189L183 188V190L180 191V190H178V188L176 190V188H174L176 186L173 185V188H174V190H176V193H179V191H180V193L182 192L181 195L179 193L181 199L179 198L178 194H177L178 197H176L174 194H172V195L175 196L174 199L178 198L181 201L179 200V202L176 201L174 203L173 202L174 200L172 199L173 197L171 198V196H169V195L168 196L162 195L159 197L157 196V198L154 196L156 200L152 199L153 200V202H152V200H150L152 192L154 190H161V189L162 190L167 189V191L169 192L168 189L170 187H172ZM177 178L179 179L178 182H177ZM11 179H9V180L11 181ZM120 180H121V183H119ZM2 181H3V179H2ZM4 181H6V180H4ZM19 181L20 180H17V183ZM148 181H151V183L153 182V185L149 186ZM197 181L202 182L203 190H202V188L199 187L198 183H196ZM54 182H55V180H54ZM20 183H21V181H20ZM1 184H3V183H1ZM12 184H14V183H12ZM66 184H68V185H66ZM4 185L7 187L9 184L8 185L4 184ZM42 186H45V185H42ZM10 187H11V184H10ZM23 187H25V186H23ZM49 187H50V185H49ZM143 188H145V189H143ZM2 189L5 192L6 189L5 188H2ZM12 189H10V190L13 191L16 188L13 190ZM140 189L142 191L144 190L142 192L143 195H141L142 193H140L141 192ZM3 190H2V193H3ZM167 191L166 190L160 191L161 192L160 195L163 194V192L165 193ZM0 192H1V190H0ZM7 193H9V192H7ZM79 193H81V192H79ZM170 193H173L172 190L170 191ZM188 193L190 194V197H188ZM5 194H6V192H5ZM5 194L3 196L8 197V195L5 196ZM10 194H11V192H10ZM98 194L101 195L100 193H98ZM165 194H167V193H165ZM9 197L11 198V196H9ZM1 199H3V197H1ZM20 199H18V201ZM51 199H52V197H51ZM53 202L51 201V204ZM237 203H238V200H237ZM48 204H49V202H48ZM187 205L190 207H188ZM5 206L6 205L4 203V207ZM46 206H48V205H46ZM120 206H122V205H120ZM185 206H187V208ZM7 207L8 206H6V208ZM174 207H173V209H175ZM181 207H178V208H181ZM49 208H47V209H49ZM182 208H181V210L183 211ZM171 209L168 208L167 210H171ZM188 209H187V214L190 213V216L192 217L193 215H191V212H188L189 211ZM175 210L176 211L178 210V212H180L179 209H175ZM195 210H192V211H194L193 213H197V212H195ZM200 211H202V210H200ZM123 212H124V210H123ZM175 212L173 210V213H172V210H171L170 214H169V212H168V214H169V216L170 215L172 216V214L175 215ZM183 212H185V211H183ZM124 213L128 214L127 211H125ZM178 215H179V213H177V217H178ZM186 216L189 218L188 215H186ZM186 216L184 214L182 217L184 218ZM163 217H165V218H163ZM187 217H186L187 221L191 220V218L187 219ZM138 220H137V222H139ZM192 220H191V222H192ZM130 221H132V220H130ZM135 221L136 220H134L133 222H135ZM124 222H126V221H124ZM126 224L127 223H125V225ZM187 224H189V223L187 222ZM69 225H67L66 227L69 228L68 227ZM190 225H191V223H190ZM122 226H123V223L118 228H120ZM191 226H193V225H191ZM109 227L110 226H108V229L111 228V227L110 228ZM130 227L131 226H129V228ZM188 227H190V226H188ZM108 229H107V231H108ZM181 229H179V230H181ZM67 230L68 229H66L65 231H67ZM168 238H169V236H168ZM199 240H198V242H199ZM164 243L165 242H163V244ZM166 243H168V242H166ZM171 244H172V242L170 243V245ZM246 245H247V243H246ZM164 248H166V247H164ZM244 248H245L244 249L245 252L249 251L248 246H244ZM24 249H22V251H24ZM214 250H212V251H214ZM26 251H28V250H26ZM217 251L216 252L214 251V252L217 253ZM15 253H17V252H15ZM16 255H18V253ZM19 255H20L19 256V258H20L21 257L20 251H19ZM245 255H247V254L245 253ZM224 256H221V257H224ZM251 257H252L251 255H250V257L247 256L246 264H262L260 259L258 260V263H255V261L253 260L254 258L252 257L253 258L252 259ZM258 258H260V257H258ZM258 258H256V259H258ZM77 259L79 260V258H77ZM186 259H187V257H186ZM78 260H77L76 264L80 263ZM153 260L154 259H152V261H150V262H153ZM74 262H76V261L74 260L71 263L75 264ZM155 262H157V261H155ZM172 262H173V260H172Z\"/></svg>","mask_w":264,"mask_h":264}]
</instances>
